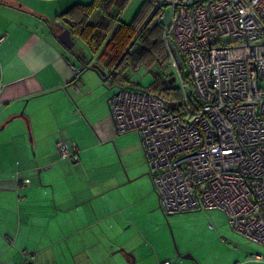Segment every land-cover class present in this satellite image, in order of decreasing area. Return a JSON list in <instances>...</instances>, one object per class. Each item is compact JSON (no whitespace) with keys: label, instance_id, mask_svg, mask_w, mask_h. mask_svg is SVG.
I'll return each mask as SVG.
<instances>
[{"label":"crops","instance_id":"obj_1","mask_svg":"<svg viewBox=\"0 0 264 264\" xmlns=\"http://www.w3.org/2000/svg\"><path fill=\"white\" fill-rule=\"evenodd\" d=\"M76 5L72 0H0L2 261L21 264L23 252L30 251L37 254V264H132L131 254L139 264L151 252L155 261L150 264H264L250 261L252 255L264 257V247L234 236L221 214L190 218L197 226L174 231L177 246L163 260L147 235L136 234L138 245L135 233L132 241L113 237L111 220L120 210L111 209L110 199L121 182L110 173L106 180L102 169L88 164L96 149L123 135L116 130L102 78L86 70L87 64L75 60L49 30L63 24L58 17ZM91 64L110 72L95 56ZM70 65L82 71L78 79ZM60 142L76 143L78 163L60 158ZM137 148L142 156V145Z\"/></svg>","mask_w":264,"mask_h":264},{"label":"built area","instance_id":"obj_2","mask_svg":"<svg viewBox=\"0 0 264 264\" xmlns=\"http://www.w3.org/2000/svg\"><path fill=\"white\" fill-rule=\"evenodd\" d=\"M134 1L158 14L149 28L164 26L187 115L151 89H121L108 100L116 130L138 134L166 216L219 211L235 234L264 247V0ZM57 152L80 160L74 142ZM23 253L21 264H37L35 252Z\"/></svg>","mask_w":264,"mask_h":264},{"label":"rangeland","instance_id":"obj_3","mask_svg":"<svg viewBox=\"0 0 264 264\" xmlns=\"http://www.w3.org/2000/svg\"><path fill=\"white\" fill-rule=\"evenodd\" d=\"M91 1L72 0V3L74 5L89 4ZM141 7V3L131 0L127 10L121 16V21L124 23L131 22ZM100 17L101 14L96 12L90 23H97ZM71 56L75 60L77 58L81 59L85 64L90 63L94 59V55L88 47L79 40L75 41ZM166 73L168 75L167 79ZM157 75L166 79L170 87H179L180 83L175 72L168 69L163 70L158 66H154L151 70L145 68L134 70L131 67H127L120 75L103 80L104 85L101 83V87L105 92L106 98H110L112 94L117 93L122 88L148 90L153 86ZM119 138L120 141L117 143H110V145H104L103 148L96 149L93 152L96 158H89L90 164H88V167L97 166L102 169L106 180L108 179V173H110L116 180L121 182V186L115 189L117 194L113 193L114 201L110 199L111 209L113 210L116 207V210H120L117 217L111 220L115 226V229L111 230L114 238H119L121 242L128 241V239L132 241V234L135 233L133 243L138 245L140 243L139 239H136V234L147 235L155 243L158 250V259L163 260L167 250L175 249L177 246L174 231L183 232L189 226H197V224L191 223L190 218H197L203 214H221L226 217L218 211H200L166 216L159 207V198L154 190L150 169L143 150L142 156L139 155L137 144L140 148L141 144L138 134L129 133ZM31 139L33 143V137H30V142ZM111 193L110 191L106 195ZM200 221L202 222L203 219ZM234 236L236 235L234 234ZM231 247L234 248V245L232 244ZM150 253L147 252L145 260L142 263L139 262V264H150L151 261H155V257L150 258L148 256ZM131 255L134 257L136 264V256ZM118 256L123 255L119 254Z\"/></svg>","mask_w":264,"mask_h":264},{"label":"trees","instance_id":"obj_4","mask_svg":"<svg viewBox=\"0 0 264 264\" xmlns=\"http://www.w3.org/2000/svg\"><path fill=\"white\" fill-rule=\"evenodd\" d=\"M130 2L131 0H92L89 4L76 5L58 17L60 23H63L60 25L68 29L76 41L83 42L108 70H116L111 78L120 75L127 67L151 70L158 66L167 70L170 65L164 40V26L155 25L149 28L153 18L158 16L152 6L142 4L131 22L121 21V16ZM96 12L101 17L97 23L92 24L90 20ZM134 41L130 53L120 63ZM166 79L157 75L151 90L169 106L174 115L185 117L187 107L184 93L180 87H170ZM189 102L193 105L190 99Z\"/></svg>","mask_w":264,"mask_h":264},{"label":"water","instance_id":"obj_5","mask_svg":"<svg viewBox=\"0 0 264 264\" xmlns=\"http://www.w3.org/2000/svg\"><path fill=\"white\" fill-rule=\"evenodd\" d=\"M49 30L51 32V34L55 37V39L60 42L71 54H73V49L75 47V40L74 38L71 36L70 34V31L68 29H66L64 32H63V35H65V38L68 39L70 41V43L66 42V39L63 38V35H59L57 36L55 34V32L53 31L52 29V25H49ZM135 41L132 43V45L128 48L126 54L122 57L120 63L124 60L125 56L127 54L130 53L133 45H134ZM83 64H85L83 61H82ZM118 67V66H117ZM116 67V69H117ZM86 70H91V71H94L96 74H98L100 76V78H102V80H108L109 78H111L115 73H116V70H112L110 71L109 73L105 72L100 66L96 65V64H91L88 63L85 67ZM175 105H171V107H174ZM20 116H23V112L20 114ZM132 258V264H135V259L133 256H130ZM193 259V258H191Z\"/></svg>","mask_w":264,"mask_h":264},{"label":"flooded vegetation","instance_id":"obj_6","mask_svg":"<svg viewBox=\"0 0 264 264\" xmlns=\"http://www.w3.org/2000/svg\"><path fill=\"white\" fill-rule=\"evenodd\" d=\"M52 29L57 36L63 35V32L66 30V28L64 26H61V25H52ZM63 38L66 39L65 35H63ZM66 42L70 43V41L68 39H66Z\"/></svg>","mask_w":264,"mask_h":264}]
</instances>
